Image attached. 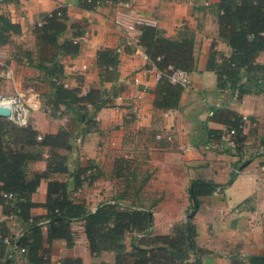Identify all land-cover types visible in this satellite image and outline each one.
<instances>
[{"label": "crops", "instance_id": "1", "mask_svg": "<svg viewBox=\"0 0 264 264\" xmlns=\"http://www.w3.org/2000/svg\"><path fill=\"white\" fill-rule=\"evenodd\" d=\"M219 2L125 0L89 10L81 7L79 0H3L1 10L20 23L21 32L10 42L0 43V70L11 66L15 73L14 80L6 78L0 83V89L25 92L29 124L40 132L55 133L64 126L73 132L72 148L66 151L68 171L42 178L32 194L35 205L31 214L44 219V242L53 264L74 258H80V264H116L119 252L133 249L137 234L128 232L114 249L95 254L85 220L77 218L70 221L71 244L63 237L49 242L46 202L53 179L67 182L70 198L89 211L112 201L127 202V209L148 211V235H173L177 226L190 219L196 227V244L202 249V264H250L251 255L263 252L264 93L249 87L245 78L220 87L216 71L207 67L211 56L218 63L232 53L220 37ZM59 6L66 8L69 24L61 38L73 37L72 24L84 25L78 37L79 52L61 59L64 80L82 93L101 89L106 101L95 114L90 106L94 114L90 126L85 120L76 121L75 113L64 105L52 108L47 101L51 87L37 68L33 27ZM143 23L156 25L169 37L194 35L196 67L187 71L189 82L176 107L155 105L156 89L164 74L138 43ZM103 48L118 50L115 68L98 64V52ZM257 61L264 64V51L258 52ZM247 88L251 90L242 92ZM228 110L244 119L243 139L237 144L233 136H225L230 130L224 121ZM43 155L28 163L29 174L48 168L46 148ZM91 164L100 169V175L77 184V171ZM194 181L217 187L195 199L190 194ZM2 221L7 222L12 236L22 235L26 229L22 220L5 214L0 203ZM7 243L12 250L10 240ZM195 258L196 253L190 252V259ZM9 264L29 263L18 250Z\"/></svg>", "mask_w": 264, "mask_h": 264}, {"label": "trees", "instance_id": "2", "mask_svg": "<svg viewBox=\"0 0 264 264\" xmlns=\"http://www.w3.org/2000/svg\"><path fill=\"white\" fill-rule=\"evenodd\" d=\"M122 1L125 0H79V4L85 9L93 10L105 2ZM2 2L0 0V43H8L13 39L9 32L19 34L21 25L1 10ZM219 8L220 37L231 46L232 53L223 56L218 63H214L211 56L207 67L216 71L220 87L233 86L245 78L251 84L249 87L264 93V64L257 61L258 52L264 51V0H220ZM71 27L73 37L62 39L69 28L64 6L46 13L34 25L33 33L39 53L37 68L51 87L52 93L48 95L47 101L52 108L59 109L64 105L65 109L75 113L76 121L85 120L90 126L93 124L94 114L105 106L106 101L101 89L91 88L82 93L80 88L69 87L64 80L61 59L79 52L78 37L83 34L84 25L74 23ZM138 39L149 59L164 74L156 89V107L168 109L178 106L183 85L172 82L169 75L176 69L190 71L196 67L194 35L186 33L179 38L169 37L156 25L143 23L140 25ZM97 62L100 66L115 68L119 63L118 50H99ZM250 90L242 89V92ZM90 106L94 114H91ZM224 114L228 115L224 118L228 128L235 129L234 143H240L243 139V117L232 110ZM72 137L73 132L68 126L55 133L40 132L30 124L20 126L9 118L0 116V203L5 214L19 218L26 225L24 233L15 237L10 233L7 222H0V264H9L14 252L22 248L24 251L20 252L29 264H53L49 248L44 242V219L31 214V208L35 205L32 194L42 178L68 171L66 151L72 148ZM44 148L48 151V168L29 174L28 163L43 158ZM100 173V169L93 164L80 167L75 174V181L78 184L85 178L96 179ZM216 187L215 183L194 181L190 194L196 199L198 196L211 194ZM120 203H104L95 211H89L82 203L70 198L67 182L51 180L46 202L49 209L48 241L63 237L71 244L73 238L70 221L81 218L85 220L87 238L95 254L114 249L128 232H137L133 239V249L119 252L116 264H202V249L196 244V227L190 219L177 226L173 235H148L151 219L149 212L127 209ZM7 239L12 244V250L7 248ZM192 251L196 253L194 260L190 259ZM249 260L250 264H264V250L251 255ZM80 263V258L62 262ZM99 264L109 263L100 261Z\"/></svg>", "mask_w": 264, "mask_h": 264}, {"label": "built area", "instance_id": "3", "mask_svg": "<svg viewBox=\"0 0 264 264\" xmlns=\"http://www.w3.org/2000/svg\"><path fill=\"white\" fill-rule=\"evenodd\" d=\"M2 76L10 79L11 81L15 78L14 69L11 66H5L0 70ZM169 78L174 83H179L183 86L187 85L189 82L188 72L182 69L174 70ZM0 105L9 106L12 110V114L8 117L10 120L15 122L20 126H26L29 124L30 119V105L27 101V95L22 90H16L13 93H0ZM7 118V117H6ZM235 133V129H230L225 136H229V139H232L233 134ZM231 137V138H230ZM115 202V201H112ZM123 207L127 206V202L120 203ZM7 242L9 240L7 239ZM20 251H24V248L20 249ZM56 264H62V261L58 260Z\"/></svg>", "mask_w": 264, "mask_h": 264}, {"label": "water", "instance_id": "4", "mask_svg": "<svg viewBox=\"0 0 264 264\" xmlns=\"http://www.w3.org/2000/svg\"><path fill=\"white\" fill-rule=\"evenodd\" d=\"M12 114V110L9 106L0 105V116L1 117H10Z\"/></svg>", "mask_w": 264, "mask_h": 264}, {"label": "rangeland", "instance_id": "5", "mask_svg": "<svg viewBox=\"0 0 264 264\" xmlns=\"http://www.w3.org/2000/svg\"><path fill=\"white\" fill-rule=\"evenodd\" d=\"M9 35H11V37H14V36L18 35V33L12 31V32H9ZM62 39H64V38H62ZM19 48L21 49L22 47H19ZM4 80H6V77L0 76V83H5ZM0 93H2V89H0Z\"/></svg>", "mask_w": 264, "mask_h": 264}]
</instances>
